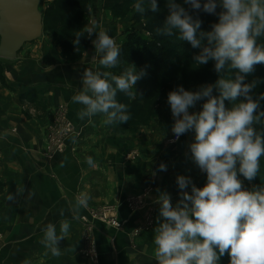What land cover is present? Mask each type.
Segmentation results:
<instances>
[{
	"label": "clouds",
	"instance_id": "1",
	"mask_svg": "<svg viewBox=\"0 0 264 264\" xmlns=\"http://www.w3.org/2000/svg\"><path fill=\"white\" fill-rule=\"evenodd\" d=\"M184 5L217 15L218 22L204 31L202 20ZM166 7L169 14L156 34H178V39L199 49L193 54V63L199 67L214 61L218 79L196 91L178 85L168 93L173 142L188 132L194 134L188 148L192 161L206 174V183L198 187L191 176L177 175L180 191L175 206L170 193L158 190L155 260L157 264H219L227 254L229 264H264V184L247 189L239 178L254 180L264 157V130L255 127L264 121V93L254 95L259 79L246 82L255 66L264 64V43H258L264 38V0H183V4L166 0ZM133 9L139 15L160 10L157 0H137ZM98 28L93 21L85 31L88 38L95 34L92 43L100 56L99 64L103 69L116 68L121 49L106 30ZM82 36L75 35V44H80ZM146 75L145 69L137 70L134 64L120 75L85 69L82 90L71 97L81 106L77 118L91 122L92 117L102 115L105 125L127 123L128 105L117 100V93L132 96V89ZM200 101L201 110L190 112ZM225 101L231 102V107ZM86 162L96 166L91 156ZM159 170L166 171V165L161 163ZM8 199L14 200V196L10 194ZM90 199L85 192L75 197L70 208L73 219L80 218ZM60 215H64L63 209ZM69 228V222L62 220L59 234L53 223L43 229L41 243L52 256L62 255L59 243L68 236Z\"/></svg>",
	"mask_w": 264,
	"mask_h": 264
},
{
	"label": "crops",
	"instance_id": "2",
	"mask_svg": "<svg viewBox=\"0 0 264 264\" xmlns=\"http://www.w3.org/2000/svg\"><path fill=\"white\" fill-rule=\"evenodd\" d=\"M99 12L94 10V21L104 26L115 42L122 34L132 33L131 19H115L108 11ZM75 53L78 60L64 58L60 45L43 36L25 44L11 61L10 78L6 83L0 81V176L5 186L0 197V264H157L153 230L141 235L135 244L130 238L146 220L150 207L157 220L160 205L153 200L137 214L125 201L144 190L146 168L132 171L125 163L131 141L126 137L112 140V125H105L102 115L92 117L91 122L78 119L81 106L71 100L82 90L85 69H111L99 64L92 42L86 54ZM60 105H66L80 140L71 139L67 152L51 163L43 152ZM88 156L95 167L86 162ZM105 161L110 164L103 168ZM82 192L90 195L89 206L113 207V215L123 225L122 230L100 225L108 235L97 232L95 236L97 262L82 258V226L70 211ZM10 194L14 200L8 199ZM172 203L175 206L176 199ZM85 213L82 209L81 216ZM62 220L69 222V234L59 243L62 255L54 257L41 243L43 229L53 223L59 234Z\"/></svg>",
	"mask_w": 264,
	"mask_h": 264
},
{
	"label": "rangeland",
	"instance_id": "3",
	"mask_svg": "<svg viewBox=\"0 0 264 264\" xmlns=\"http://www.w3.org/2000/svg\"><path fill=\"white\" fill-rule=\"evenodd\" d=\"M38 1V12L41 17V33L42 37L46 36L49 39L57 42L64 38L63 32H64V26L62 28H53V24L55 26V22L53 21L52 16H48V19H46V14L49 12V10L53 7V2L56 0H37ZM104 1L105 0H92L91 4V10L88 17L87 24L85 25V28L87 26H90L91 23L95 20L94 17H97L94 13V10H100V13H102V10L110 12V10H106L104 7ZM135 4V3H134ZM132 4V5H134ZM133 11L134 9H123L119 11H114V13H111V16L115 19H120L118 16L121 17V20L127 21L128 19L133 18ZM85 37L80 41L83 44H75L71 47V50L75 53L76 51L82 52V54H86L89 50L88 45L92 42V40L95 38V34L91 38L87 37V33L85 31ZM133 31L137 33H142V35L145 37L146 41H149L151 38L150 35L147 33L137 30V26L133 24ZM100 29L105 30L104 26L99 27L97 31ZM132 31V32H133ZM147 34V35H146ZM41 37V38H42ZM130 38V34L124 33L121 37L117 38L118 43L116 42L117 46L121 47L124 45L126 41H128ZM40 39V38H38ZM37 39V40H38ZM36 40V41H37ZM130 41V40H129ZM142 39L133 38L131 44L129 45V48H131V51L134 58L133 60H136L135 57L140 52H144V55L152 54L144 51V48L142 47ZM89 43V44H88ZM0 44H1V37H0ZM88 47V48H87ZM85 49V50H84ZM83 50V51H82ZM143 50V51H142ZM81 54V55H82ZM68 60H78V54H71L70 58H67ZM125 59V58H124ZM12 60L2 59L0 57V81L6 83L5 80H8L10 78V65ZM128 65V64H127ZM128 65L127 67H129ZM127 67H123L122 70H119L117 75H120L123 70ZM147 75L145 76L146 79H148V76L153 73V71L149 68H146ZM168 70V71H167ZM164 70L162 72L157 73V76L153 79L155 82L159 83L158 89L156 90L154 95H157L159 97L158 102L155 106H151L152 99H148L145 106H143L144 110L141 113H137L135 110L134 113L130 116V119L125 124H113L110 131V138L112 140L121 139V138H128L131 141V146L129 147V152H127L125 155L126 160L125 163L127 164L130 169L136 170L140 168H146L144 172L145 177V188L144 190L138 194L131 196L130 198H127L125 201L126 203L129 202L131 199L135 198H141L140 202L142 204L141 208L138 211H135L137 214L142 212L148 204L151 203V201H155L158 195V190L160 192L167 191L171 194L172 201L176 199L178 201L179 199V189L176 184V177L177 175H185V176H191L193 182L198 186L202 187L206 183V174L202 173L198 167L195 165V163L191 159V153L188 148L189 142H191L194 138V134L192 132H188L182 136H180L179 140L174 141V136L171 131L172 125L174 123L173 116L171 113L170 105L167 102V96L168 93L172 90H174L178 85H182L186 90L190 91H196L198 90L199 86L206 85V84H214L215 81L218 79L215 76V72L212 69L211 66H204L203 68L199 69L195 74L193 75H183L182 73H179V70L176 72L171 71L169 72V69ZM112 72V69L110 70ZM173 72V73H172ZM116 75L115 73H113ZM153 78V77H152ZM144 79V78H143ZM139 80L142 82V80ZM136 89V87H135ZM135 89L134 90L135 92ZM134 94V93H133ZM214 95L217 94L214 89ZM203 101L197 102V105L195 108L190 109V112H198L201 110ZM225 104L227 107H231V102L225 101ZM262 107H264V103L261 104ZM63 108V109H62ZM66 105H60L57 108V113L54 119V123L49 131V135L47 138V145L46 149L43 152L44 158H46L47 161L53 162L55 158H57L59 155H63L67 152V148L70 147V144H68L73 137L76 141H79V132L78 128L74 126L70 118L68 117V110H67V119L68 122L71 125L70 131L68 132L67 136H63L62 140L63 142H58L56 138L53 137L57 136V133H60V131H56L57 126L59 124L60 119L59 113L66 110ZM29 112V111H28ZM29 114H33V112H29ZM67 122V123H68ZM260 128L257 131L264 130V121H261L259 124ZM61 144V145H60ZM181 147V148H180ZM72 149H70L71 151ZM144 154L145 156L140 155ZM50 163V164H51ZM104 166L103 168H106L110 163L109 161L103 162ZM163 163L166 165L167 170L166 171H160L159 165ZM126 166V167H127ZM260 172L258 173V176L252 180L247 181L244 179L243 176H240L239 178L243 181L244 187L247 189H252L253 186H259L263 183H260L258 180L259 178H264V157H261L260 161ZM137 168V169H136ZM0 183L2 184L3 181L0 176ZM5 186L2 184V188L0 189V197L3 195ZM146 191L149 192V196L143 198ZM190 191V188L188 189ZM98 206V204H96ZM89 206L86 210L85 215L80 216L78 221L81 223L82 226V240H83V248H82V258L84 260H90L92 262H97L98 260V245L96 242V234L97 232H101L105 235H108L106 232L102 231L100 229V225H103L106 228L114 229V230H122L123 225L121 229H116L115 227H111L110 225H107L101 221H97V219L90 220V216L92 212L100 211L104 208H101L100 206ZM110 208V207H106ZM152 209V210H150ZM154 208L150 207L144 217H147L144 220L141 225H139L136 229L137 232L139 230H142L139 235L133 236L130 238V241L135 244V241L146 232H150L154 229L156 225V218H155V212L153 211ZM111 216L115 217L113 213ZM84 219H87L89 224V220L91 221V228H85V222ZM117 219V218H116ZM153 219V224L151 226H147L146 222ZM146 227H149L145 229ZM93 228V229H92ZM2 237V234L0 233V238ZM89 238L90 241H87L86 239ZM94 248L95 252L93 254H88V248L92 247ZM229 258V256L226 254L221 259Z\"/></svg>",
	"mask_w": 264,
	"mask_h": 264
},
{
	"label": "trees",
	"instance_id": "4",
	"mask_svg": "<svg viewBox=\"0 0 264 264\" xmlns=\"http://www.w3.org/2000/svg\"><path fill=\"white\" fill-rule=\"evenodd\" d=\"M136 2L137 0H105L104 7L106 10H110V12L114 13V11L123 9H133L132 4ZM177 2L183 4V0H177ZM201 2L203 3V0H201ZM91 4L92 0H56L53 2L52 9L47 12L46 19H48V16H52L53 21L56 23L55 26L54 24L52 25L53 28H62V26H64V38L57 41V44L62 48L64 58H70L71 54H76L72 53L74 50H71V47L74 45L75 35L77 33L83 34L80 41L85 37L84 28L88 21ZM157 4L160 9L157 13L148 11L144 15H139L133 11V23L136 26H142L140 31L147 33L151 38L149 41H146L142 33L133 31L130 34V41H126L124 45L119 47L121 49L119 64L116 68L112 69V73L117 75L121 72L119 70H122L123 67L134 64L137 70L149 68L153 71V73L148 76V79L144 77V79L142 78V82H137L135 92L132 90L134 93L132 96L120 92L117 93V100L128 105L130 116L135 110L137 113H141L148 99H152L151 106H155L158 102L159 97L154 94L160 84L153 80L157 76V73L169 69V72H176L179 70L180 74L193 75L199 69L208 65L214 70V61H209L207 65L196 67L192 57L193 54L199 52V49H194L188 42L178 39V34L172 37L158 36L156 34V28L163 25L169 14L168 8L166 7V0H157ZM184 6L190 11V14L194 17L198 16L202 20V29L204 31H210L211 25L218 22L217 15H211L203 11L196 12L191 10L188 5ZM219 11H221V9L218 7L217 12ZM118 18L121 19L120 16H118ZM133 38H136V40L138 38L142 39L140 42H142L144 51L147 53L149 51V53L152 54L144 55V52H140L136 55V60H133L134 56L132 52H130L131 48H129ZM258 43H264V38L258 41ZM81 44H83V42ZM89 46L90 44L88 47ZM215 76L218 78L216 72ZM255 79H259L261 83L255 89L254 95L264 93V64L255 66V70L247 75L246 82H251ZM263 103L264 101L261 102V104ZM255 127L258 130L260 125L257 124ZM258 181L264 184V178H259ZM1 188L2 184L0 183V189ZM219 264H229V258L220 259Z\"/></svg>",
	"mask_w": 264,
	"mask_h": 264
},
{
	"label": "water",
	"instance_id": "5",
	"mask_svg": "<svg viewBox=\"0 0 264 264\" xmlns=\"http://www.w3.org/2000/svg\"><path fill=\"white\" fill-rule=\"evenodd\" d=\"M37 0H0V57L14 60L25 46L42 37Z\"/></svg>",
	"mask_w": 264,
	"mask_h": 264
},
{
	"label": "built area",
	"instance_id": "6",
	"mask_svg": "<svg viewBox=\"0 0 264 264\" xmlns=\"http://www.w3.org/2000/svg\"><path fill=\"white\" fill-rule=\"evenodd\" d=\"M58 118L60 119V121H59V124L57 126L56 131H60L61 130V132L57 133V136L53 135V137L58 140L57 143H59L60 141L63 142L62 137L63 136H67L68 132L70 131V127H71V125H69L70 123L68 122V119H67V109L64 110V113L60 112ZM148 196H149V192L146 191V193L143 196V198L148 197ZM140 200H141V198H139V199L135 198V199L129 200V202H127V205L130 208V210H132L133 212L138 211L141 208V206H142ZM113 212H114V208L113 207L104 208V209H102L100 211L92 212V214L90 216V220H92L94 218V219H97V221H101V222H103V223H105L107 225H110L111 227H115L116 229H121L122 228V223H120L115 217L111 216V214ZM148 219H150V217ZM148 219H146V220H148ZM90 220H89V224H87L88 223L87 219L83 220L85 222V228H91V221ZM151 224H153V219L146 222L147 226H151ZM147 228H149V227H146L145 229H147ZM141 231L142 230H139V232H137V229H136L135 232H134V237L136 235H139ZM86 240L90 241L89 238H87ZM88 250H89L88 254H93L95 252L93 246L89 247Z\"/></svg>",
	"mask_w": 264,
	"mask_h": 264
}]
</instances>
